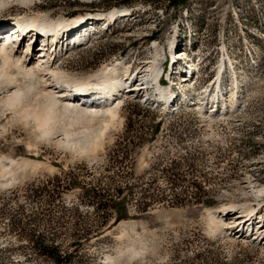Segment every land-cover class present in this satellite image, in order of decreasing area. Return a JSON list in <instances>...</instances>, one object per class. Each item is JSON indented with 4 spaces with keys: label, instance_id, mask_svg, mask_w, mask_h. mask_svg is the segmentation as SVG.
I'll return each mask as SVG.
<instances>
[{
    "label": "rangeland",
    "instance_id": "rangeland-1",
    "mask_svg": "<svg viewBox=\"0 0 264 264\" xmlns=\"http://www.w3.org/2000/svg\"><path fill=\"white\" fill-rule=\"evenodd\" d=\"M30 6L31 14L54 22L85 19L59 34L64 50L52 60L67 77H91L119 62L146 78L154 53L159 65L175 39L187 56L171 81L182 94L177 104L153 105L142 92L128 93L106 127L103 112L74 119L59 108L58 124L74 119L70 146L59 141L60 128L41 136L32 121L0 106V264H264V195L254 199L247 187L248 178L264 183V0H32ZM23 11L9 1L0 23ZM80 27L87 39L65 49ZM197 55L204 58L198 65ZM188 66L200 71L180 84ZM218 87L228 97L236 92L239 107L205 117L190 99L213 96ZM31 96L29 104L44 102ZM87 140L96 145L80 149ZM244 202L260 225L247 230L249 220L236 233L208 218Z\"/></svg>",
    "mask_w": 264,
    "mask_h": 264
},
{
    "label": "bare ground",
    "instance_id": "bare-ground-1",
    "mask_svg": "<svg viewBox=\"0 0 264 264\" xmlns=\"http://www.w3.org/2000/svg\"><path fill=\"white\" fill-rule=\"evenodd\" d=\"M9 1H16L24 8L23 13L19 14L14 20L17 22V25L15 27H9V30H12L9 33L13 36H17L21 32H28L25 34L27 41L25 45L26 50L23 52H21L18 47L24 37L15 42L13 41L12 36H10L6 42L0 43V89L4 88V94L0 96V106L1 108L12 110L13 113H16L27 123L32 121L41 136L48 138L53 137L56 129L60 128L63 131V138L59 141L70 146L75 143L72 138L74 133L70 129V125L74 122L75 118H82L83 116H89L92 118L98 113L103 112L109 117V120L104 121L106 127L109 122L117 117L116 101L119 103L121 96L128 93L138 94L142 92L143 96H148L147 98L145 97L146 100H150L157 105H163L164 107L177 104L181 98L182 94L179 96L178 93H174L171 86L161 85V83L157 82L161 73V69H159V65H157V59L159 57L158 52L154 53L152 56L151 64L146 70V78L137 73L131 74L127 71L125 65H122L119 62L111 64L110 66L104 65L100 67L91 77L79 80L73 77H67V75L63 74L64 72L55 68V62L52 60L55 57H58L64 50V48H59L58 45L61 43L63 44L64 42H61L58 38L61 39L65 37L61 35L59 36V34H62L67 27L71 29L74 26L81 25L79 23L83 22L85 19L80 16L74 20L68 21L69 23L67 21L54 22L47 15L31 14L29 11L32 10L30 6L32 0H0V9H4L8 6ZM127 12H129V9L127 8L112 9L106 13L87 19V24L85 25H90V23H95L96 21L103 19L104 21H108L120 15H124ZM91 19H93V22H91ZM20 22L23 24L21 25ZM7 24L8 23H0V25L3 26H6ZM1 27L2 26H0V28ZM2 28L3 30L8 29L4 27ZM77 31L78 32L73 36L75 41H70L66 44L65 49H70V47L68 48L70 43L72 47H74V45L77 44L76 42L82 44V42L87 39L88 32L82 30V27ZM39 34L44 37L40 38V36H37ZM157 47L158 45L155 44L154 48ZM182 49L185 50V48ZM169 50L170 69L171 72H175L173 68L178 64L177 59L185 58L187 52L177 50L175 41L170 43ZM188 67V71L183 75H180V84H188L193 79V76L196 75L192 66ZM218 71H220V69ZM22 79L24 80L22 81L24 83L21 84ZM62 88L64 89L63 91L61 90ZM147 88L150 89L148 92L149 94H147ZM192 89L194 93L197 92L195 85L194 87L192 86ZM31 95L34 96L35 101L44 102H39V104H29L30 102L28 103L27 101H30L29 98ZM183 95L185 96L184 100L188 99V96H186L185 93ZM87 96L94 97L96 101H79L82 99L83 101H88ZM190 100L195 101L193 104L195 103L196 108H200L202 114L203 109L204 112H208V115L207 113H205V115L203 114V116L208 118H214L219 115H229L230 112L236 111L239 107L237 93L232 92L228 97L226 94L224 95L220 87H218V90L213 96H208L203 100L196 97L191 98ZM226 101H231V104L229 105L230 108L227 106V109L225 110L224 107L226 106L223 105H225ZM60 103H62L61 106H59ZM59 108L65 115L70 116L73 114L72 116H75L73 117L74 119H70L67 123L58 124L57 111H60ZM86 136L91 138L89 134ZM95 140L92 142L87 140L83 144H79L78 147L80 149H86L88 144L94 145ZM9 164H17V161L10 159ZM248 179L247 187L249 190H247L250 193L248 194L253 196L254 199L263 196L264 183L260 184V180L256 178ZM249 202L220 207V209L214 213L216 216L210 212L208 218L211 222H214L216 227L221 226L223 223L226 225L229 224L226 226L227 229H231L232 232L234 230L236 233L240 231L236 227L240 226V224L244 227L245 223L250 220L247 226L248 230L250 226L254 227L255 224L260 225V221L252 223V216L255 214V208ZM233 209H237V211H233ZM232 216L236 218L248 216V219L236 222L235 218L233 224L228 221H223L228 217L230 219L233 218ZM221 217H224V219ZM262 226H264V224L260 227ZM242 229V232L244 233V228ZM261 233L262 229L260 230V234Z\"/></svg>",
    "mask_w": 264,
    "mask_h": 264
},
{
    "label": "trees",
    "instance_id": "trees-1",
    "mask_svg": "<svg viewBox=\"0 0 264 264\" xmlns=\"http://www.w3.org/2000/svg\"><path fill=\"white\" fill-rule=\"evenodd\" d=\"M180 2H182L183 0H179ZM168 3L169 4H176V0H168ZM92 196L93 197H96V198H100L99 196L101 195V193L96 189L95 191L94 190H92ZM97 195V196H96ZM98 205L100 206V207H103V206H105V203H102V202H99L98 203ZM98 205H97V207H98ZM56 255V254H55Z\"/></svg>",
    "mask_w": 264,
    "mask_h": 264
}]
</instances>
